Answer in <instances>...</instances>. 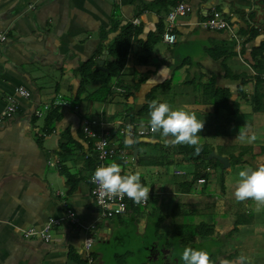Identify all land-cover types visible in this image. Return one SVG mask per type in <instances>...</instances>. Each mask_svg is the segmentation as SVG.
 <instances>
[{
  "label": "crops",
  "instance_id": "crops-1",
  "mask_svg": "<svg viewBox=\"0 0 264 264\" xmlns=\"http://www.w3.org/2000/svg\"><path fill=\"white\" fill-rule=\"evenodd\" d=\"M177 1L0 0V29L7 34L0 42V111L9 96L17 97L18 106L12 118L0 122V264H79L75 257L83 256L91 225L94 245L131 235L151 242L150 257L163 256L162 264H182L185 247L206 250L209 264L239 255L247 264H264V204L234 196L238 171L264 166V72L250 61L264 42V13L257 0H188L192 12L175 20L177 39L170 44L163 33ZM214 10L232 15L239 43L227 31L199 25ZM129 21L140 30L124 69L111 79L108 99H88L103 86L101 78L90 80L81 102L63 105L61 119L50 128V111L38 117L35 110L46 102L68 101L78 90L82 63L93 58L96 67L99 60L107 67L108 49ZM160 22L164 31L156 34L150 61L144 63L139 60L143 44ZM251 28L258 30L253 39ZM104 54L108 57L101 60ZM21 86L32 97L19 96ZM215 96L228 101L221 99L224 104L217 107ZM153 101L184 108L203 122L199 153L191 145L164 143L156 131L133 138L123 133L119 121L148 125ZM93 117L117 122L112 143L125 157L117 153L105 165L120 164L121 174L139 171L150 192L147 205L102 218L90 179L100 162L83 130ZM239 131L257 139L241 141ZM207 150L210 155L203 156ZM48 159H59L61 166L49 165ZM68 207L79 223L61 221L50 242L23 236L17 228H42ZM135 248L128 254L136 255ZM92 252L93 264L107 257L103 246L99 254Z\"/></svg>",
  "mask_w": 264,
  "mask_h": 264
},
{
  "label": "built area",
  "instance_id": "built-area-1",
  "mask_svg": "<svg viewBox=\"0 0 264 264\" xmlns=\"http://www.w3.org/2000/svg\"><path fill=\"white\" fill-rule=\"evenodd\" d=\"M190 12H192V5L188 2V0H178L176 4L171 8L167 15L168 26L167 29L163 33V39L170 44L176 42L177 34L174 32L173 27L175 20L179 16H186ZM134 22H138V18L134 19ZM199 25L209 29V30H223L227 31L232 39L239 43V35L237 31V22L231 16H226L219 10H214L213 13L207 17L206 19L199 22ZM7 40V34L5 31L0 29V42H5ZM121 90V88H117ZM17 93L19 96L30 98L32 97V92L27 87L21 86L18 88ZM17 97L9 96L6 107L0 111V122L12 118L18 111L17 106ZM69 106L71 105L68 101H54V102H46L43 104L44 109L37 108L35 110V115L38 117L44 116L45 111H51L57 106ZM117 122H109L103 118L93 117L85 121L83 126L84 133L88 139L94 141V149L97 153V158L100 162V166H106L105 162L107 159L113 157L117 153L125 155V150H118L114 147L112 143V126H114ZM119 125H122V131L127 137H135V136H146L154 131L147 124H143L140 122H125L119 121ZM55 131V130H54ZM46 135V134H45ZM125 157V156H124ZM48 164L54 167L59 168L61 166V162L59 159H48ZM124 175V174H121ZM199 182H205V178L201 177ZM93 183V182H92ZM92 193L95 199L96 204L100 208V214L102 218H113L117 216H122L128 212L130 205L135 206H145L148 204L150 192L148 197L143 199L140 203L133 202L126 195H106L102 189L98 187L97 183H93ZM59 195H65L64 191H59ZM67 202V201H65ZM69 220L73 224L77 225L79 223V218L76 215L75 211L68 207L65 214L61 217H52L48 220V222L42 228H36L35 226L30 227H17L19 232L26 237L31 236H40L46 242H50L52 240V230L54 226H57L61 223V221ZM2 218L0 216V222ZM95 228V225H91L88 227L90 230L87 235L84 245L82 248V255L88 261V264L94 263V257L92 248L94 245V235L92 229Z\"/></svg>",
  "mask_w": 264,
  "mask_h": 264
},
{
  "label": "clouds",
  "instance_id": "clouds-1",
  "mask_svg": "<svg viewBox=\"0 0 264 264\" xmlns=\"http://www.w3.org/2000/svg\"><path fill=\"white\" fill-rule=\"evenodd\" d=\"M149 109L148 125L165 138L164 143L187 144L194 146L196 153L201 151L198 134L203 122L198 121L192 113L184 108H172L167 102L157 101H153ZM238 136L241 141L248 143L257 139L254 133L248 134L245 131H239ZM169 137L170 139H167ZM90 179L97 183L106 195L123 194L135 203H140L149 194V188L141 182L139 171L121 175V165L116 162L95 168ZM234 196L237 201L252 199L264 204V166L240 169ZM180 260L182 264H209V253L204 249L185 247L180 253ZM219 264H247V257L239 255L234 260L221 259Z\"/></svg>",
  "mask_w": 264,
  "mask_h": 264
},
{
  "label": "trees",
  "instance_id": "trees-1",
  "mask_svg": "<svg viewBox=\"0 0 264 264\" xmlns=\"http://www.w3.org/2000/svg\"><path fill=\"white\" fill-rule=\"evenodd\" d=\"M249 16L254 20L256 19V13L254 11L249 13ZM140 28L134 26L132 22H128L122 27L120 35L117 37L115 42L109 47V53L112 55V60L107 61L108 71L105 70H96V61L92 58L84 63H82L78 69L77 73L79 75V87L77 92L72 95L67 100L73 105L76 106L81 102V94L86 91L87 84L90 80L100 79L103 81V86L88 96L89 100H107L111 94V79L114 76L120 74L124 69L134 42L135 35L139 32ZM164 31L163 22L158 24L156 33L149 35L147 42L143 44V53L139 57V60L147 63L150 61L149 52L152 50L155 43V36L157 33ZM258 35L257 28H251L250 38L253 39ZM103 50V47L99 51ZM251 65L258 72H264V42L261 45L254 49L252 53ZM218 92L216 93V95ZM229 98V97H228ZM215 104L217 107H220V100L228 101L227 97L215 96ZM62 117V106H57L52 109L47 115V125L50 128H53L54 124L59 121ZM200 155V154H199ZM203 156L208 157L210 151L207 150L202 153ZM79 264H88V261L84 256L75 257Z\"/></svg>",
  "mask_w": 264,
  "mask_h": 264
},
{
  "label": "rangeland",
  "instance_id": "rangeland-1",
  "mask_svg": "<svg viewBox=\"0 0 264 264\" xmlns=\"http://www.w3.org/2000/svg\"><path fill=\"white\" fill-rule=\"evenodd\" d=\"M130 234V233H128ZM135 245L136 255L128 254V250H131L130 247ZM148 245L149 249H145ZM150 245V246H149ZM102 246L105 247V251L107 253L106 259L102 262L103 264H162L164 263L165 258L163 256L156 258H151L150 254L152 252V243L148 241L141 242L135 240L131 237V235H125L121 240H112L111 244H101L96 242L92 250L99 254L102 250ZM101 247V248H100ZM101 263V264H102ZM97 264V263H95Z\"/></svg>",
  "mask_w": 264,
  "mask_h": 264
},
{
  "label": "water",
  "instance_id": "water-1",
  "mask_svg": "<svg viewBox=\"0 0 264 264\" xmlns=\"http://www.w3.org/2000/svg\"><path fill=\"white\" fill-rule=\"evenodd\" d=\"M263 0H257V3L258 5L261 7V11L264 13V3H262ZM108 56L107 55H103L101 60H104L105 58H107ZM102 62H100V60L98 61V66L96 67V70H105V71H108L109 69L104 65V64H101ZM220 160H222V162L224 163H228V160L226 157L224 156H221V155H218L217 156Z\"/></svg>",
  "mask_w": 264,
  "mask_h": 264
}]
</instances>
